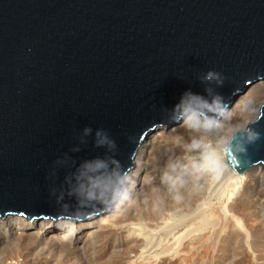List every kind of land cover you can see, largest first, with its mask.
<instances>
[{"label":"water","instance_id":"water-1","mask_svg":"<svg viewBox=\"0 0 264 264\" xmlns=\"http://www.w3.org/2000/svg\"><path fill=\"white\" fill-rule=\"evenodd\" d=\"M261 81L264 0H0V218L110 212L83 198L89 165L133 169L186 92L233 106ZM252 127L226 149L242 174L264 167V103Z\"/></svg>","mask_w":264,"mask_h":264},{"label":"bare ground","instance_id":"bare-ground-1","mask_svg":"<svg viewBox=\"0 0 264 264\" xmlns=\"http://www.w3.org/2000/svg\"><path fill=\"white\" fill-rule=\"evenodd\" d=\"M245 100L251 101L253 107H256V112L258 111L259 113L260 106L264 100V81L252 85L247 91L240 94L233 105L235 116L229 119V114L226 113L224 118H218L220 119V126L217 128L193 132L184 128L180 123H175V125L170 126H159L151 132L143 142L135 159V165L132 169L135 183L131 190L130 198L127 201L116 204L110 212L84 222H79L71 229L64 227L60 221H33L19 216L17 218H0V237L5 238V241H0V246L6 244V239L10 240L11 238L20 240L26 244L31 242L42 245V243L45 244L44 238L48 235L52 241H46L49 243H46L47 245L45 246L49 247V244H51L53 247L58 245L66 248L74 244L73 239L80 233V227H90L88 232L89 237L95 233L96 228H99L98 225L105 222L111 223L114 218L117 220L114 226L118 223L121 225L131 220L146 218L153 227L158 228L161 222L167 225V237L172 241V244L168 247V253L171 252L173 257L176 256L178 260H182L185 263L191 258H194L196 263L202 262L203 256L206 254L209 256V254L214 252V248H216L215 244L218 245L213 240L216 238L214 228L218 222L223 221L224 218L226 219L225 216L228 215L230 218L229 211L235 210L237 214L243 215L249 204L256 203L260 205L259 212L264 213V200L260 197L262 195L261 187L264 183V167L257 165L242 174L232 166L226 150L231 143L228 137L231 134L233 125L239 123V120H246L247 118V114L240 112L241 102ZM193 139L207 141L215 146L226 157L229 166L228 171L215 179H210L203 173L194 172L191 164L199 160L200 151L187 147ZM159 145H164L165 152L163 154L168 153V156H164L157 161L160 167L155 170V175L151 176L150 171H146L147 167L145 163H147L149 156L151 157L155 151H158ZM162 171L166 176L178 179L180 183L177 189L173 190L170 188L169 184L164 180L165 175H162ZM144 174L147 176V179L149 177L146 180L148 186L154 183L155 187H157V183L159 186H162L161 189H157V192H160L159 194L156 193L159 197L156 199L155 196L156 201L152 207L153 210L150 209L147 212L143 211L141 205L137 209H132L131 207L132 202L140 199L141 196L145 197L144 194L148 193L144 191L146 185L140 183L141 181L145 182L143 179ZM220 206L223 208L222 214L219 211ZM237 209L242 210L240 212ZM231 217H234L240 225L244 226L240 216L234 214ZM145 226L146 228H141L143 227L141 225L136 227L138 228V230L135 229L138 233L136 234L137 237L135 235L134 239H131L132 242L127 243V251L131 252L139 247L147 246L151 242L149 240L155 235L151 234L154 229H151L146 224ZM117 229L109 226L107 231L110 235H113ZM141 235H145L146 240L141 238ZM230 237L231 234L229 232L225 239L229 240ZM67 239H71L72 241L67 243L65 242ZM226 242L223 247L227 249Z\"/></svg>","mask_w":264,"mask_h":264},{"label":"rangeland","instance_id":"rangeland-1","mask_svg":"<svg viewBox=\"0 0 264 264\" xmlns=\"http://www.w3.org/2000/svg\"><path fill=\"white\" fill-rule=\"evenodd\" d=\"M263 103L264 100L262 101V104ZM256 113L252 117L247 115L245 121L250 118L254 120L259 114L258 111ZM161 146L162 145H159L158 151H155L151 157L149 156L147 163H145V166L147 167L146 171H150L151 176L155 175V170L160 167V164H158L157 161L164 156H168V153L165 155L163 154L165 152L164 145ZM162 175L164 176L165 173L163 172ZM143 176L145 182L141 181L140 183L146 185L144 191L148 193L144 194L145 197L141 196L140 199L132 202L131 207L132 209H137V207L141 205L143 211L147 212L148 210L150 211V209L153 210L152 207L155 204L157 197H159L157 194L160 192H157V189H161L162 186H159L158 183L157 187H155V183L152 185L149 184L148 186L146 180H148L149 177L147 179L145 174ZM261 190L262 195H260V197L264 200V183L262 184ZM222 210L223 208L220 206L219 211L221 214ZM237 210L241 212L242 209ZM143 211L141 210V212ZM259 211L260 205H257L256 203L249 204L243 215L237 214L235 210L229 211L230 218L228 215L225 216L226 219L224 218L223 221L221 220L218 222L214 228L216 238L213 240L216 241L218 245L215 244L216 248H214V252L209 254V256L207 254L204 255L205 257L203 256L202 262L200 263H196L194 258H191L185 263L182 262V260H178L176 256L173 257L171 252L168 253V247L172 244V241L167 237V225L162 224V222L158 225V228H156L150 224L149 220L141 218L140 220L124 222L121 225L118 223L114 226L117 223V220L114 218L111 223L105 222L98 225L99 228H96L95 233L89 237L88 232L90 227H80V233L73 239L74 244L66 248L58 245L53 247L51 244H49V247L45 246L52 241L49 239L48 235L44 238L45 240L43 239L45 242L42 240V242L45 243H42V245L31 242L26 244L25 242L22 243L20 240H14V238H11L10 240L6 239V244L0 246V264H264V213ZM234 214L242 218L244 226L240 225L234 217H231ZM10 217L17 218V216ZM145 224L150 226L151 229H154L151 234L153 233L155 235L149 240L151 242H149V245L147 244V246L139 247L131 252L127 251V243H131V239L133 240V237L138 234L135 231V229L138 230L136 227L141 225L143 226L141 228H146ZM109 226H112L115 229H117V226L119 227L116 230L117 232L115 231L113 235H110L107 231ZM141 228L140 230H142ZM229 232L231 237L229 240H226L225 238ZM126 237L128 238L126 239ZM145 237V235H141V238L145 239ZM0 239V241H5V238L0 237ZM70 241L72 240L67 239L65 242L69 243ZM225 241H227V249L223 247L225 246Z\"/></svg>","mask_w":264,"mask_h":264},{"label":"clouds","instance_id":"clouds-1","mask_svg":"<svg viewBox=\"0 0 264 264\" xmlns=\"http://www.w3.org/2000/svg\"><path fill=\"white\" fill-rule=\"evenodd\" d=\"M203 79L209 82L215 81L218 86H223L226 78L221 73L210 70L204 75ZM206 91L210 92L211 90ZM240 112L252 117L255 115L256 109L253 107L251 101L245 100L241 102ZM226 113L229 114V119L235 116L233 106L227 103L221 95L216 94L211 99H208L200 94L186 92L180 102L174 106L171 119L174 122L180 123L186 129L193 132H200L202 130L208 131L219 127L220 119L218 118H224ZM253 123L254 120L250 118L247 121L241 119L239 123L233 125L231 134L228 137L229 141L241 133L247 136V144L237 145L234 154L245 153L248 144L260 139V133L252 127ZM85 131L88 132L90 129H86ZM97 136H101V133L97 132ZM97 143H107L110 147L115 145V142L107 136L98 140ZM187 147L200 151L199 160L191 164L194 172L203 173L210 179H215L228 171L229 166L226 157L207 141L193 139ZM103 167L104 165L99 162L94 166H88L89 171L97 174L88 175L83 178L84 183L81 185L85 189L82 193L83 198L95 202L97 208H110L113 205L127 201L131 196V190L135 183L132 175V167L123 168L117 165L115 170L107 174L101 171ZM164 180L173 190L177 189L180 183L178 179L170 176H165ZM77 195L79 197L81 193ZM86 218L87 216L78 219L76 216L70 215L63 210L60 213V222L68 229L73 228L77 223L82 222Z\"/></svg>","mask_w":264,"mask_h":264},{"label":"built area","instance_id":"built-area-1","mask_svg":"<svg viewBox=\"0 0 264 264\" xmlns=\"http://www.w3.org/2000/svg\"><path fill=\"white\" fill-rule=\"evenodd\" d=\"M7 264H9V263H7ZM11 264H13V263H11Z\"/></svg>","mask_w":264,"mask_h":264}]
</instances>
